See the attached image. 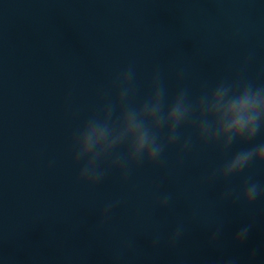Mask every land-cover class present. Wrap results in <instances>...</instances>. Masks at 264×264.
I'll list each match as a JSON object with an SVG mask.
<instances>
[{
    "label": "water",
    "instance_id": "1",
    "mask_svg": "<svg viewBox=\"0 0 264 264\" xmlns=\"http://www.w3.org/2000/svg\"><path fill=\"white\" fill-rule=\"evenodd\" d=\"M129 66L134 103L157 73L169 98L222 80L264 84V0H0V264H264V197L221 199L249 177L264 184V163L212 178L264 131L224 151L189 123L161 161L132 165L126 179L110 159L101 184L78 179L73 133L116 98Z\"/></svg>",
    "mask_w": 264,
    "mask_h": 264
},
{
    "label": "clouds",
    "instance_id": "2",
    "mask_svg": "<svg viewBox=\"0 0 264 264\" xmlns=\"http://www.w3.org/2000/svg\"><path fill=\"white\" fill-rule=\"evenodd\" d=\"M135 81L132 66L118 74L114 80L118 89L116 98L90 115L73 133V160L81 165L79 180L92 186L101 184L109 172L102 164L109 159L110 167L119 168L124 179L132 165L161 161L168 146L181 142L180 129L189 123L195 125L199 140L218 143L224 151L236 143L248 144L264 131V84L222 80L196 98H192L188 88L178 89L169 98L157 73L150 93L134 103ZM191 146V137L184 138L181 151L190 150ZM120 149H124L122 154L118 152ZM253 162L264 163V143L237 151L212 173V178L227 181L244 172ZM261 197H264V184L249 177L239 192L226 189L221 199L250 205ZM172 200V194L163 193L158 206L167 207ZM117 204H106L102 217L112 213ZM250 229L251 225L242 227L236 239L245 240ZM183 230L184 226L178 225L170 242L178 240ZM218 234V231L214 233L212 239Z\"/></svg>",
    "mask_w": 264,
    "mask_h": 264
}]
</instances>
